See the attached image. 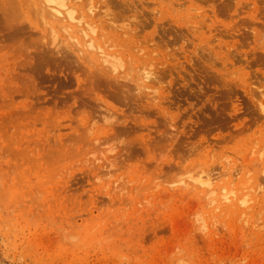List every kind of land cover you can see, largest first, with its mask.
I'll use <instances>...</instances> for the list:
<instances>
[{
  "label": "rangeland",
  "instance_id": "obj_1",
  "mask_svg": "<svg viewBox=\"0 0 264 264\" xmlns=\"http://www.w3.org/2000/svg\"><path fill=\"white\" fill-rule=\"evenodd\" d=\"M208 6L73 0L75 33L153 74L120 101L47 0H0V264H264V25Z\"/></svg>",
  "mask_w": 264,
  "mask_h": 264
},
{
  "label": "bare ground",
  "instance_id": "obj_2",
  "mask_svg": "<svg viewBox=\"0 0 264 264\" xmlns=\"http://www.w3.org/2000/svg\"><path fill=\"white\" fill-rule=\"evenodd\" d=\"M47 2L50 14H52L53 16V21L46 19L49 16V12L46 9V13L48 14L41 11V16L44 20L45 26L48 28L49 31L53 33L54 36L57 35V32L61 30V28L64 30L65 33H67L65 37L68 41V57L80 59L84 67L90 71L91 68L89 67L97 68L93 72H97L102 77L100 81L101 84H104V80L111 81L112 84L115 85L113 86V88L120 90L116 92L115 96L117 99L122 101L123 98H127L126 92L124 91V85L127 84L126 81L135 82L137 89L150 90V83L152 81L153 74L150 71L144 70V72H142L141 74L132 75L133 72L128 70L129 67H132V57H130L129 66H127L126 69L119 70L120 68H122V66L120 65L118 67V63L121 59L124 58V55H122V53H119L122 56L118 59L116 57L115 52L106 51L100 43L95 42L93 37L89 36L84 26L78 27L77 32L75 33L77 27L74 25L72 26V21L74 20V17L69 12V8L72 7L73 0H61L60 2H57L55 0H47ZM207 2L209 3V9L208 11L207 9H205L202 15L205 16V22L207 25H209L208 28L210 29L214 24H208L207 21H211L210 17L213 14L216 16L226 14H235L236 16H240L243 14L248 19V21L245 22L253 25H256L258 23L264 25V0H223L220 8H216L215 6L210 4V0H207ZM202 22H204V20ZM221 24V27H224L225 29H228V26L230 25H236L237 27L241 26V24L238 23L237 19L221 21ZM69 28H71L72 30L70 31ZM78 30H81L82 34H79ZM125 58H127V56H125ZM261 60L264 62V56H262ZM129 76H131L132 78H129ZM212 77L213 78H211V80L219 79L218 77ZM155 81H157V79ZM95 88L99 89V84ZM143 93L148 95L149 92H147L146 90V92ZM102 98V96L99 97L100 100ZM107 152L114 153L115 149L112 148ZM107 159H111V157L107 156ZM195 182L196 183L193 185V188H195L196 191L199 190L206 196H211L215 192L216 187L212 186L213 182L209 175H206L205 178L199 177V179ZM223 196L225 199L228 198L225 194H223Z\"/></svg>",
  "mask_w": 264,
  "mask_h": 264
}]
</instances>
